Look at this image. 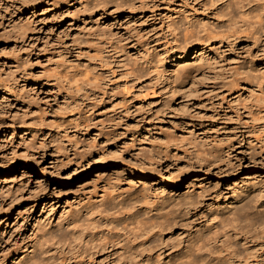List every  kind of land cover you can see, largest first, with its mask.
<instances>
[{
	"label": "rangeland",
	"instance_id": "374dc122",
	"mask_svg": "<svg viewBox=\"0 0 264 264\" xmlns=\"http://www.w3.org/2000/svg\"><path fill=\"white\" fill-rule=\"evenodd\" d=\"M243 1L259 11L236 34L238 0H0V264L21 263L29 248L39 254L47 237L105 203L132 210L144 232L153 227L152 255L143 260L179 263L197 234L221 235L227 204L264 198V0ZM198 31L217 39L181 57L176 47ZM164 77L176 99L142 101L143 86ZM181 134L221 161L198 165L190 145L170 143ZM115 136L125 153L173 163L176 183L165 189L160 177L130 175L107 145ZM95 138L117 158L59 183L68 171L53 168L57 158ZM116 176L124 185L113 191ZM79 184L80 192L70 190ZM106 187L103 204L97 196Z\"/></svg>",
	"mask_w": 264,
	"mask_h": 264
},
{
	"label": "bare ground",
	"instance_id": "6f19581e",
	"mask_svg": "<svg viewBox=\"0 0 264 264\" xmlns=\"http://www.w3.org/2000/svg\"><path fill=\"white\" fill-rule=\"evenodd\" d=\"M237 5L240 26L233 27L237 28L236 34H241L247 29L245 28L246 23L251 26L252 16L259 10L257 8L255 10V7L251 6V2L246 4L243 0H238ZM253 33L256 34V32ZM202 35L207 36V38H203ZM202 35L198 31L192 37L194 39L192 43L184 47L177 46L176 51H184L180 55L184 57L188 56L193 49H198L196 53H199L200 49L201 51L209 50L207 49L209 42L217 39V37L206 32ZM187 75V69H184V76ZM168 80V77H164V79L157 80L153 84L143 86L141 90L142 101L155 103V100L159 99L170 97L176 99L177 90L171 91L167 88ZM83 82L85 83V80ZM12 89L11 86L6 87L2 97L4 98L6 94L12 95ZM107 93L103 92L102 96ZM66 95L68 94L66 93ZM82 95H84L82 98H90L84 92ZM192 95H197V93H192ZM67 108L71 109V106ZM71 110V116L75 119L79 113L74 114L72 113L73 109ZM259 127L263 128L264 124H260ZM254 128L256 129V126ZM181 135L171 138L170 143L174 146L190 145L193 150V152L191 151V155L194 156L193 160L201 167L211 169L221 161L219 156L213 153V149L205 152V148H201L203 143L199 142L196 136ZM116 139V136L108 138L107 145L116 148L120 160L132 169L130 175L145 179L160 177L162 180L160 184L165 189L176 183L173 163L170 164V161L167 160L162 161L161 154L153 155L143 161L136 156L125 153L120 148L121 142L117 141V143ZM212 143H205V145ZM80 145L72 148V150L67 149L61 154L62 158H57L56 163L53 164L55 170L68 171L58 179L59 183L74 184L85 170H95L112 161L110 160L112 157L117 158V155L112 156L106 146L100 145L97 138L90 142H83L81 148H79ZM259 154L261 160H264V152L260 151ZM125 156L126 158H124ZM223 165L225 166V164ZM157 167H163L160 170H164V172L157 171ZM104 175L105 171H97L96 173L99 179L103 178ZM122 185H124L123 180L116 176L110 179L108 187L114 191L121 189ZM79 187L80 184L77 189L74 187L70 190L80 192ZM254 187L258 192L260 191L258 184ZM106 189L107 187L103 189V196H97L101 197L100 202L103 204L108 197ZM169 192L174 195L176 193L174 189ZM118 198L119 196L112 195L111 199L116 201ZM53 204L54 200L50 202V205ZM227 206L228 208H225L226 210L218 218L222 224L221 235H219L218 230L215 231L216 237L197 234L186 246L183 261L174 264H264V198H261L259 193H251V195L243 197L239 204L235 206L227 204ZM116 207L111 203H105L102 209L96 211L91 208L88 209V218L67 222L68 232L62 231L58 235L47 237L42 248L39 249V254H36V247H33L32 250L29 248L28 253L22 255L19 264H102L100 262L102 257L107 259L112 256H114V260L111 264H159V260H143L144 257L152 255L153 227L144 232L143 229L147 228V224L132 210L116 213ZM188 208L192 207L189 206ZM189 213L190 210H187V214ZM116 220H123L126 223L119 227ZM139 231H142V234H139ZM4 260L5 257L0 259V262Z\"/></svg>",
	"mask_w": 264,
	"mask_h": 264
}]
</instances>
